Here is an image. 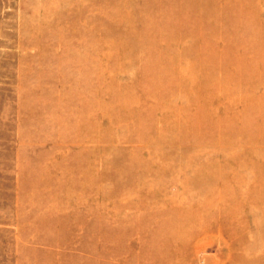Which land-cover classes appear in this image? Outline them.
<instances>
[{
	"label": "rangeland",
	"instance_id": "obj_1",
	"mask_svg": "<svg viewBox=\"0 0 264 264\" xmlns=\"http://www.w3.org/2000/svg\"><path fill=\"white\" fill-rule=\"evenodd\" d=\"M263 77L264 0H0V264L264 256Z\"/></svg>",
	"mask_w": 264,
	"mask_h": 264
},
{
	"label": "bare ground",
	"instance_id": "obj_2",
	"mask_svg": "<svg viewBox=\"0 0 264 264\" xmlns=\"http://www.w3.org/2000/svg\"><path fill=\"white\" fill-rule=\"evenodd\" d=\"M205 1V0H204ZM235 2V1H234ZM225 3V2H224ZM232 8V7H231ZM216 8H214V7H212V8H210V9H206L205 7H204V2L203 1H198V2H194V5L192 4V7H188V8H186V9H184V10H182V12L184 13V12H190V13H193V12H196L197 10H199V17H200V19L201 20H205V19H210V18H214V17H216V10H215ZM213 10H215V11H213ZM220 14L222 15L223 14V16L225 15V13L222 11V12H220ZM219 17H221V16H219ZM199 19V20H200ZM225 21V20H224ZM201 25V24H200ZM224 26H225V24H224ZM194 27V26H193ZM199 27V26H198ZM258 27H259V25H258ZM223 29V28H222ZM197 34V33H196ZM192 37V36H191ZM197 37V36H196ZM223 37V36H222ZM244 43V42H243ZM192 55V54H191ZM219 55V54H218ZM181 56V55H180ZM193 57H196V56H193ZM183 58H185V57H183ZM193 60V59H192ZM214 60H216V59H214ZM201 61V60H200ZM228 61V60H227ZM232 62V61H231ZM263 62V61H262ZM217 63H219V62H217ZM239 63V62H238ZM258 63V62H257ZM189 66V65H188ZM187 66V67H188ZM221 66V65H220ZM219 66V67H220ZM222 67V66H221ZM240 68V67H239ZM256 68H258V67H256ZM261 68H263V67H261ZM208 69V68H207ZM220 69V68H219ZM255 69V68H254ZM242 70V69H241ZM200 71V70H199ZM212 71H213V69H212ZM216 71V70H215ZM219 71V70H218ZM221 71V70H220ZM262 72V71H261ZM219 74V73H218ZM249 75V74H248ZM219 76V75H218ZM263 76V75H262ZM217 77V76H216ZM192 79H191V81L193 80V75H192V77H191ZM206 78V77H205ZM257 78H259V77H257ZM264 78V77H263ZM190 79V78H189ZM230 79V78H229ZM213 80V79H212ZM207 82V81H206ZM208 83V82H207ZM246 83V82H245ZM223 84V83H222ZM251 85V84H250ZM254 86V85H253ZM239 87H240V85H239ZM221 89V88H220ZM219 89V90H220ZM240 89V88H239ZM236 93H238V92H236ZM253 93V92H252ZM239 94V93H238ZM258 96V95H257ZM256 97V96H255ZM254 102V101H253ZM263 103V102H262ZM254 117V116H253ZM256 122V121H255ZM260 133V132H259ZM264 133V132H263ZM246 134V133H245ZM255 134V133H254ZM248 135V134H247ZM249 135H251V134H249ZM263 135V134H262ZM240 136V135H239ZM243 136V135H242ZM254 136V135H253ZM256 137V136H255ZM260 138V137H259ZM244 140V139H243ZM242 142V141H241ZM246 142V141H245ZM262 143V142H261ZM250 144H252V143H250ZM228 147V146H227ZM231 148L233 147V146H230ZM251 147V146H250ZM252 149H254V154H256L257 156H259L260 155V153H258V150L256 151V149L254 148V147H252ZM241 154V153H240ZM226 156H227V154H226ZM229 156V155H228ZM239 156V155H238ZM253 157V156H252ZM224 158V157H223ZM228 160V159H227ZM226 160V161H227ZM233 160V159H232ZM230 163V162H229ZM234 163V162H233ZM208 166V165H207ZM215 166V165H214ZM217 166V165H216ZM211 167H213V166H211ZM219 167V166H218ZM221 167V166H220ZM219 167V168H220ZM234 170H235V168H234ZM258 170V169H257ZM255 171L254 173H255V175H259V177H260V179H261V189H260V191H261V197L264 199V166H261L260 167V169L258 170V171ZM215 176V175H214ZM205 178H207V177H205ZM221 178V177H220ZM223 178V177H222ZM208 179V178H207ZM202 180V179H201ZM223 180V179H222ZM241 180V179H240ZM208 181H210V179H208ZM212 181H213V179H212ZM210 183V182H209ZM242 183V182H241ZM203 185H206V183L205 184H203ZM221 185V184H220ZM200 187H202L203 188V186H200ZM206 187H208V186H206ZM206 187H204V188H206ZM216 188H217V186H216ZM208 189V188H207ZM219 189V188H218ZM220 190H221V188H220ZM232 190V189H231ZM247 190V189H246ZM206 191V190H205ZM213 191V190H212ZM217 194V193H216ZM221 194H222V192H221ZM219 197V196H218ZM249 197V196H248ZM256 197V196H255ZM245 198V197H244ZM209 199V198H208ZM229 199V198H228ZM252 199V201L251 202H253V201H256L253 197L251 198ZM241 200V199H240ZM247 200V199H246ZM228 201V200H227ZM236 201V200H235ZM235 201H234V203H235ZM244 201V200H243ZM238 202V201H237ZM236 202V203H237ZM249 202V201H248ZM235 203V204H236ZM239 203L240 202H238V204L237 205H239ZM250 203V202H249ZM258 204V203H257ZM242 205H244V204H242ZM256 205V204H255ZM259 205V204H258ZM250 206V205H249ZM252 206V205H251ZM264 206V205H263ZM245 207V206H244ZM260 208V207H259ZM258 208V209H259ZM264 208V207H263ZM251 212H253V211H251ZM240 217V216H239ZM238 218V217H237ZM220 219V218H219ZM235 220V219H234ZM258 220V219H257ZM197 222H199V221H197ZM220 222V221H219ZM232 222V221H231ZM241 222V221H240ZM246 224H247V222H245ZM260 223V222H259ZM200 224V223H199ZM232 224L234 225V223L232 222ZM242 224V223H241ZM197 225V224H196ZM231 225V224H230ZM203 226V225H202ZM241 226V225H240ZM245 226V225H244ZM261 226V225H260ZM234 227L235 228H237L235 225H234ZM246 227V226H245ZM241 228V227H240ZM244 228V227H243ZM261 229H262V227H261ZM187 232V231H186ZM242 232V231H241ZM249 232V231H248ZM260 232V231H259ZM257 234H258V232H256ZM260 236H261V239H262V241H263V246H264V225H263V229H262V231L260 232ZM161 237V236H160ZM240 237V236H239ZM241 239L243 240V238L241 237ZM230 240V239H229ZM242 246V245H241ZM239 251H240V249H238ZM238 250H236V251H238ZM241 252V251H240ZM242 253V252H241ZM238 254H239V252H238ZM242 255V254H241ZM232 256V255H231ZM236 256H238V255H236ZM234 257V256H233ZM233 260L235 261V263L234 264H264V256H262V257H248V256H240V257H234V258H232L231 257V259L229 260L230 262L232 261V263H230V264H233Z\"/></svg>",
	"mask_w": 264,
	"mask_h": 264
}]
</instances>
